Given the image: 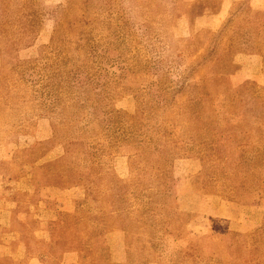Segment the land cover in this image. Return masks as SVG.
Here are the masks:
<instances>
[{
    "label": "rangeland",
    "instance_id": "1",
    "mask_svg": "<svg viewBox=\"0 0 264 264\" xmlns=\"http://www.w3.org/2000/svg\"><path fill=\"white\" fill-rule=\"evenodd\" d=\"M13 1H0L2 4L8 2L7 11L3 9L0 11V206L12 209V216L9 221L12 222V226L5 232L0 230V241L3 238L7 241L15 231L22 238L28 240L24 242L34 251V254L39 248L41 252L50 250L55 258L62 260L65 251L78 249L76 245L64 247L59 241L56 245L51 243L40 246V244H36L35 239V236L41 235L42 232L43 236L48 235L50 241H54L56 236L63 231L62 228L57 226H48L47 228L45 225H39L27 229L23 228L20 222H24L23 218L26 212L36 210L41 202L46 207L53 209L55 204L60 202L62 192L69 190L64 189V187L70 184L65 186L59 180V173L52 165L69 164V162L79 164L83 156L81 153H75L73 147L64 144L61 136L51 137L54 115L46 112L44 105H42L41 110H36L35 106L36 103L39 104L40 102L49 104V99L45 97V90H39V85L35 84L33 90H37V92L30 91L33 95H29V92L24 95L23 91H20L23 86L19 79L13 77L11 72L8 73L10 66L17 65L23 60L38 58L40 48L49 43L54 30L57 29L55 21L46 16L41 27L35 32V44L31 48L17 49L16 39L13 35L14 29H27V26L16 24L15 16L10 15ZM63 1L41 0L50 9L63 3ZM111 3L109 13H111L113 21L118 19L117 24H125L126 34H130V36L125 35L127 41L125 58H114L108 65L110 74L107 78L116 82L117 86L113 85L112 88L114 89L109 91L111 98H107L105 94L100 98L99 104L103 111L121 110L129 116H136L135 95L138 92L153 95L156 91L153 87L142 91L135 90L134 85L128 83L130 80H137L141 88L147 84L146 82L159 81L162 78L175 80L178 72L177 66L188 65L200 60V57L209 52L213 45L217 46V56H219V60L221 59L219 64L229 65V73L224 77V81L232 93L237 91L245 82L252 81L242 82L241 77L232 78L237 67L240 70L245 69L244 71H246L248 69L250 71L255 59L264 64V12L252 11L248 2H236L231 10V16L228 17L223 26L217 31H211L214 35L225 34L220 43L213 40L209 31L195 24L197 16L212 14L217 10L219 5L217 1H201L194 4V2L186 0H112ZM186 3L188 4L186 5ZM7 13L10 15L8 19L10 18L12 24H9V21L3 23L4 15ZM16 13L18 17L20 13ZM128 38H133V41ZM136 40L141 43L140 46L139 43L136 44ZM180 50L183 52V56L177 57V52ZM219 60H213L216 63L211 62L208 71H202L200 74L210 75L219 66L217 64ZM42 63L38 64L42 65ZM135 65L146 67L147 72L134 75L127 71L128 68ZM24 78L25 80H34L37 77L32 72L27 71ZM12 83L13 85L14 83L15 85L18 84L17 88H14ZM202 83V80L198 78L190 80L182 88L181 97L184 99L198 98L201 95ZM254 83L257 88L264 90V83ZM220 92L221 88L212 86L209 94L215 105L211 114L214 119L218 120L222 117L220 116L222 111L218 105ZM231 118L225 116L226 120ZM57 119L59 120V117ZM157 123L150 116L147 126H144L142 131L152 135ZM214 130L218 132L216 135L218 141L216 145L210 144V146L216 148V155H213V152L204 154L206 146L194 144L190 151L186 150L187 148H182L181 154L172 159L168 169H164V172L159 175L161 188H154L145 179L152 176L149 169L146 170L147 174L140 177L137 182V190L140 194L152 198L154 204L151 207L141 206L139 208L145 201H136L134 210L128 211L126 209L124 221H122L120 218L117 219L116 215L110 214L116 210L112 206V208L109 207L113 202V193L103 190V196L97 205L100 212L108 211V217L100 218V213L97 215L94 213V220L81 222L76 227L78 232L72 224L69 229L72 231L71 234L77 233V235L85 236L84 233H91L97 235L98 241L101 243L104 242V237L109 231H125V242H127L128 249L125 251L119 249L116 258L126 259L124 262L127 264H179L183 263L179 260V255L184 254H194L199 258L211 257L223 264H233L236 252L241 251L244 254L243 246L248 249L247 244L251 242L249 235L244 238H237V243H234L230 239L232 232H229V242L225 248L224 245L221 246L220 242L214 243L217 245L218 256H221L215 257L201 255L199 253L200 239L192 231L191 234L187 233L186 225L197 217L202 201L206 197L216 196L221 199L259 203L262 208L260 211L262 223L259 228L253 230L256 232L253 239L261 242L258 246L263 248L264 152L256 161L251 162L249 158H251L250 143L252 139H245L238 144L235 138L231 137V134L234 133L236 136L239 134L233 132L230 125H220ZM58 145L63 148L62 160L54 164H47L52 162L55 154L59 156L62 154ZM151 149L153 148L151 147ZM243 149L244 152H242ZM251 159L254 160V158ZM155 161H159V159L152 154L149 164ZM245 161L250 162L248 168L253 169V173L246 176L247 179L240 187L238 183L242 181L246 173L245 165L248 164L244 163ZM111 165L115 175L118 178H124L122 182L124 186L128 187L126 191L129 192L131 179L127 152L124 150L115 151ZM229 182L238 188L233 193L221 187L227 186ZM73 188L79 189L80 193L76 191V194L77 196L81 194L83 199L84 187L77 186L70 189ZM49 192H54L57 197L46 199L51 194ZM158 200L165 209H161L155 204ZM73 202L75 200L70 202L68 200L67 207H72ZM148 215L151 218L150 221H148ZM81 217L88 218L90 216L89 214L81 216L77 213L73 215V218L67 216L65 219L68 221L67 225H71L75 219L78 220ZM136 217H138V221L132 222V218ZM101 220L107 222H101ZM4 233H6L5 236ZM0 246L2 247V245ZM96 247L95 253L98 255H95L94 260L90 261L89 258L83 260L81 264L110 263L108 262L109 250L105 243L96 245ZM100 249L101 252H98ZM244 260L246 259L236 260L235 264H242ZM262 260L261 262L264 263V259ZM0 264L14 263L9 257H0Z\"/></svg>",
    "mask_w": 264,
    "mask_h": 264
},
{
    "label": "trees",
    "instance_id": "2",
    "mask_svg": "<svg viewBox=\"0 0 264 264\" xmlns=\"http://www.w3.org/2000/svg\"><path fill=\"white\" fill-rule=\"evenodd\" d=\"M111 1L64 0L63 3L50 9L41 0H14L13 8L9 12L10 15L15 16L16 24L27 26V29H14L13 35L16 39L17 49L31 48L35 44V32L41 27L46 16L51 17L57 26L49 43L40 48L38 58L23 60L17 65H12L8 68V73L11 72L13 77L19 79L23 86L20 91H23L24 95L27 92L29 95H33L30 91L37 92V90H33L36 85H39V90H45V97L49 99V104L40 102L35 106L36 110H41L44 105L47 109L44 110L54 115L51 137L61 136L64 144L73 147L75 153H81L83 156L79 164L70 162L69 164H54L62 160L64 154L62 146L58 145L62 154L60 156L55 154L52 162L47 163L54 164L52 166L57 169L59 180L65 186L70 184L64 189L83 186L85 195L83 199L73 202L71 211L59 213L58 217L47 225V228L48 226H57L63 229L54 241L36 243L46 246L51 243L56 245L60 241L61 246L64 247L76 245L78 249L65 251L63 255L71 252L77 253L78 264L89 258L90 261H93L95 255H98L95 253L96 245L104 243L109 250L108 262L127 264L124 262L126 259L113 258V247L107 240L108 234H122L121 249L125 251L128 249L127 242H125V231H109L104 237V242L100 243L97 235L84 233L86 235L82 236L77 235L76 231L74 235L69 230L72 224L77 230L76 227L81 222L94 220V213L96 215L100 213V218L108 217V211L100 212L97 205L103 196V190L113 193V202L109 207L112 206L116 210L110 214L116 215L117 219L120 218L122 221H124L126 209L134 210L136 201H145L139 208L141 206L151 207L154 204L152 198L140 194L137 190V182L140 177L147 174L146 170L149 169L152 176L145 179L154 188H161L159 175L164 172V169H168L172 159L181 154L182 148H187L186 150L190 151L194 144L205 145L204 154L213 152V155H216V148L211 147L210 144H217L216 135L218 132L214 128L220 125H230L233 132L239 134V136L231 134L238 144L245 139H252L250 157L254 160L249 158L251 162L256 161L264 152V90L257 88L254 82L247 81L237 91L230 92L224 81V77L229 73V65L219 64L221 59L219 60V56H217V46L215 45L203 57H200V60L188 65L177 66L178 72L175 80L162 78L159 81L146 82L147 84H144L142 88L137 80H130L128 83L133 84L135 90L142 91L153 87L156 91L153 95L141 92L135 95L136 116H129L121 110L103 111L99 104L100 98L103 94L107 98H111L109 91L114 89L113 85L117 86L116 82L107 78L110 74L108 65L114 58H125L127 52L125 35L130 36V34H126L125 24H117L118 19L113 21L111 13H109ZM199 2L201 1H196L194 4ZM7 5L8 2L0 3V11L2 9L7 11ZM16 12L20 13L18 17ZM9 13L4 15V24L8 21L9 24H12L10 18L8 19ZM202 15L204 14L200 16ZM22 18L24 21L21 20ZM204 30L209 31L217 43H220L225 37V34L214 35L211 30ZM128 39L133 41V38ZM138 45L140 46L141 43ZM181 56H183V52L180 50L177 52V57ZM213 60H219L217 63L219 66L214 69V72H211L210 75L200 74L202 71H208L209 64L215 62ZM40 62H43L42 65L38 64ZM27 71L32 72L37 78L25 80L24 75ZM127 71L134 75L147 72L146 67L139 65L128 68ZM238 71L237 67L235 73ZM252 73L264 74V64L260 61L258 67L252 69ZM195 78L203 82L201 95L196 99L182 98L180 95L182 88ZM13 86L17 88L18 84L14 83ZM212 86L221 88L218 105L222 111L220 115L222 117L219 120L214 119L211 114L215 106L209 97ZM150 116L158 122L152 135L142 131V128L147 126ZM225 116L232 118L226 120ZM52 138L50 139L52 140ZM117 150H124L128 154L131 179L129 192L126 191L128 187L124 186L122 182L124 178H118L111 165L113 153ZM152 154L159 161L149 164ZM244 163L248 164L245 165L246 173L242 181L238 183L240 187L247 179L246 176L253 173V169L248 168L250 162L245 161ZM233 185L235 184L229 182L227 186L221 187L233 193L235 189H238ZM121 189L124 190L121 192ZM160 203L159 200L155 202L161 209H165ZM77 213L81 216L89 214L90 217L75 219L71 225H67L68 221L65 218L67 216L73 218V215ZM149 215L148 221L151 220ZM155 215L157 216V213ZM132 219V222L138 221V217ZM101 222L107 221L101 220ZM188 225H186L187 233L191 234ZM255 233V231L232 232L230 239L234 243H237V238H244L246 235H249V241H251L249 244L245 243L248 245V249L243 246L244 254L241 251L236 252L233 264L236 260L242 259H246L242 261V264H264L261 262L264 259V243L263 248H259L258 245L261 242L253 239ZM98 252H101V249ZM35 255L42 264H59L61 262V259L55 258L50 250L41 252L39 248ZM179 260L187 264H223L215 258H199L194 254L179 255Z\"/></svg>",
    "mask_w": 264,
    "mask_h": 264
},
{
    "label": "crops",
    "instance_id": "3",
    "mask_svg": "<svg viewBox=\"0 0 264 264\" xmlns=\"http://www.w3.org/2000/svg\"><path fill=\"white\" fill-rule=\"evenodd\" d=\"M188 2H218L217 10L212 14H205L199 16L195 20V24L199 25L203 29L211 31L219 30L224 22L230 16V12L236 4V2L245 1L249 3L250 8L254 12H264V0H186ZM260 60L255 59L252 64V68L242 69L235 73L232 77L234 79L240 78V80L247 81L252 80L254 82L263 84V74H253L252 69L258 67ZM245 68V67H243ZM235 81V80H234ZM238 81V80H236ZM49 189V188H48ZM51 191V189H49ZM79 189L73 188L62 192V198L60 202L55 204L53 209H50L41 202L38 208L34 211L26 212L24 214V222H20L23 228H33L36 226H47L56 219V216L60 212H69L71 207H67V202L71 200L82 199L81 194H76ZM46 199H55L57 196L54 192H49ZM53 193V194H52ZM80 193V192H79ZM73 197V198H72ZM260 211L262 208L258 202H242L240 200H228L221 199L216 196L206 197L200 205V209L197 217L190 222L188 229L194 232L200 239L199 241V253L204 256H218L216 252V244L221 243L224 248L229 242V232L246 233L256 230L260 227L262 219L260 218ZM12 216V209L3 208L0 206V230L5 232L12 226L10 217ZM222 224V226H220ZM41 232V231H40ZM6 233H4V236ZM37 242H48L50 238L48 235L37 234L35 236ZM107 240L113 247V258L116 259V253L121 249L123 236L120 233L108 234ZM11 241V242H10ZM28 241L18 233L13 231V235L5 241L4 238L0 241V257H9L14 264H42L34 254V251L24 242ZM11 243V245H9ZM214 244L213 246H211ZM7 247H5V246ZM115 248V249H114ZM122 250V249H121ZM120 250V251H121ZM4 251H9L5 252ZM32 251V252H29ZM4 253V254H3ZM221 253V252H220ZM223 253V252H222ZM59 264H78V254L71 252L63 255L62 260Z\"/></svg>",
    "mask_w": 264,
    "mask_h": 264
}]
</instances>
